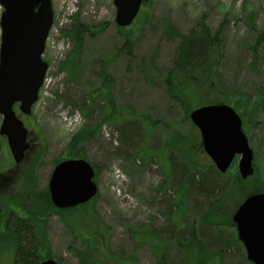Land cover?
<instances>
[{"label": "rangeland", "instance_id": "obj_1", "mask_svg": "<svg viewBox=\"0 0 264 264\" xmlns=\"http://www.w3.org/2000/svg\"><path fill=\"white\" fill-rule=\"evenodd\" d=\"M52 2L55 21L43 56L49 64L46 84L31 115L22 114L19 104L14 107L31 128L32 145L21 163L15 162L0 135V228L10 212L45 214L51 258L58 264H83L85 259L77 253L91 264H112L113 257L124 264H161L147 243L138 242L152 233L166 248L165 264H184L191 256L186 249L191 229L203 251L220 253V264H254L238 238L237 226L212 227L202 215L211 204L222 203L233 222L245 198L264 193V42H259L264 0H149L136 22L125 28L115 21L114 0ZM2 12L0 6V20ZM77 14L82 21L105 28L97 37H86L82 72L77 82H68L61 64L75 46L61 30ZM165 20L180 32L205 22L222 37L207 68L185 75L188 110L171 95L165 78L181 44L178 37L164 33ZM126 34L134 39L131 52ZM104 58L112 61L108 72L116 103L114 116L105 121V100L96 96L88 107L92 92L102 85L99 72ZM221 103L238 111L253 149L256 171L247 180L240 176L239 155L224 174L216 168L191 121L193 109ZM2 120L0 115V126ZM85 131L90 132L89 140L74 152L96 168L99 192L86 205L62 212L68 223L78 222L71 228L44 198V191L57 163L70 156L72 137ZM206 170L210 177L217 171L223 174L211 178L224 184L221 190L204 193L205 188H199ZM186 183L189 207L180 231L175 213L180 195L175 189ZM90 244L96 249L91 250Z\"/></svg>", "mask_w": 264, "mask_h": 264}, {"label": "water", "instance_id": "obj_2", "mask_svg": "<svg viewBox=\"0 0 264 264\" xmlns=\"http://www.w3.org/2000/svg\"><path fill=\"white\" fill-rule=\"evenodd\" d=\"M148 0H114L120 27L130 26L141 6ZM0 135L6 136L16 163H21L30 148L28 128L14 106L32 114L38 101L48 63L43 59L46 41L54 20L52 0H0ZM192 122L200 129L207 154L222 173L229 169L237 154L242 179L255 173L254 155L243 121L228 104H209L194 109ZM2 141L0 139V150ZM94 165L85 158L64 159L56 165L49 182V193L57 209H69L94 199L99 192ZM233 222L247 249V258L264 264V193L251 194L237 208ZM39 264H58L47 258Z\"/></svg>", "mask_w": 264, "mask_h": 264}, {"label": "trees", "instance_id": "obj_3", "mask_svg": "<svg viewBox=\"0 0 264 264\" xmlns=\"http://www.w3.org/2000/svg\"><path fill=\"white\" fill-rule=\"evenodd\" d=\"M164 33L169 37H178L180 39V46L177 50V56L174 59L173 67L168 69L166 75V81L168 84V88L170 89L171 95L180 100L188 110V100L184 95L188 93L189 83L186 79L187 74L196 73L197 71L206 69L209 61L214 56L216 50L219 48V44L222 42V37L220 32H214L207 23L200 22L194 29H191L189 32H180L178 31L173 24L165 20L164 24ZM105 28V24L102 25H93L90 23H86L82 21L80 15L77 14L73 16V19L70 24H68L63 30L62 33L65 37H68L74 44L75 49L68 54V57L65 61L62 62L61 68L66 73L68 82H77L80 73L82 72V49L84 48V43L86 42V37H97L100 35L101 31ZM120 31H122L120 29ZM126 39V48L129 52L132 51V46L134 45V39L128 34ZM264 42V33L260 36L259 42ZM101 71L99 72V78L102 80V85L97 89H95L92 94L90 102L88 103V107H92L93 101H95L98 97H101L103 101L108 104V109L102 113L105 120H110L114 115V95L112 92L113 86V78L110 75L109 66L111 64V59L104 58L101 61ZM185 76V77H184ZM91 94V95H92ZM96 96H98L96 98ZM96 98V99H95ZM81 101L85 102V99H81ZM89 131H85L82 133L75 134L70 144L68 145V151L71 157H82L81 154L74 152V147H76L79 143H83L89 140L90 136ZM75 153V154H74ZM200 168L202 166L200 165ZM185 171V170H183ZM184 173V172H183ZM214 175H218L219 177H223V174L213 172ZM203 176V181L197 183L199 188H205L204 193H210V190L223 187V183H216L215 180L212 181L211 178H215V176H211V171L206 170L205 175ZM199 175V178L201 177ZM197 176V175H196ZM194 176V177H196ZM191 183V182H189ZM180 184V186L176 187V194L180 195V199L176 202L178 212V220L176 223L177 229H184V222L187 219L188 214V184ZM215 183V184H214ZM207 187V188H206ZM44 198H46L47 202L50 206L53 207L54 211L60 216L61 219L66 222L67 226L71 228H76L77 223L74 221L66 220V216L64 217V210L57 209L55 205L52 203L50 198L49 190L46 189L44 191ZM222 203L211 204L208 208L205 209L203 213L202 220L205 224H208L212 227H221L222 224L235 226L229 215L231 216V212L227 215L226 210L222 207ZM17 211V209H14ZM230 211V210H229ZM17 212L8 213V218L6 223L2 224V228H0V264H39L42 260L52 257L51 255V246L47 233V222L44 219L45 214H41L38 212H25L20 215ZM31 213V214H30ZM23 214V215H22ZM224 221V222H223ZM189 242L187 244L186 249L190 251V255L188 258L184 260V264H220V253H206L203 251V244L196 239V233L194 229H191L189 232ZM152 233L149 236H145V238H139L138 242L147 243L152 253L158 258L161 264L164 263V258L167 254L166 248L162 245L159 240V236ZM161 238V237H160ZM96 240V239H95ZM91 250L95 246H91ZM93 249V250H94ZM82 260L83 264H91L86 260L85 256L77 253ZM106 256V255H105ZM107 257V256H106ZM5 262H4V261ZM112 264H124L121 260L114 258L109 259ZM106 262V261H104ZM93 264V261H92ZM125 264H128L125 262Z\"/></svg>", "mask_w": 264, "mask_h": 264}, {"label": "flooded vegetation", "instance_id": "obj_4", "mask_svg": "<svg viewBox=\"0 0 264 264\" xmlns=\"http://www.w3.org/2000/svg\"><path fill=\"white\" fill-rule=\"evenodd\" d=\"M25 125H26V127L28 128V130H29V136H28V140H29L30 144L32 145V140H31V138H30V132H31V128H30V127H28V125H27V124H25Z\"/></svg>", "mask_w": 264, "mask_h": 264}, {"label": "built area", "instance_id": "obj_5", "mask_svg": "<svg viewBox=\"0 0 264 264\" xmlns=\"http://www.w3.org/2000/svg\"><path fill=\"white\" fill-rule=\"evenodd\" d=\"M63 2L65 3V0H63Z\"/></svg>", "mask_w": 264, "mask_h": 264}]
</instances>
